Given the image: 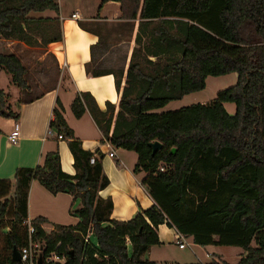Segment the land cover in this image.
I'll use <instances>...</instances> for the list:
<instances>
[{"label":"trees","instance_id":"1","mask_svg":"<svg viewBox=\"0 0 264 264\" xmlns=\"http://www.w3.org/2000/svg\"><path fill=\"white\" fill-rule=\"evenodd\" d=\"M102 2L120 3L121 20L139 22L138 48L126 69L87 66L94 77L114 76L119 111L108 104V112L102 113L87 94L77 96L72 111L81 119L87 106L106 140L138 155L135 173L146 174L142 185L155 205L128 222L111 219L113 202L99 195L110 184L104 156L90 163L99 151L83 149L58 101L49 129L68 142L77 174L63 172L55 150L36 168L16 171L13 199L8 198L12 182L0 179V264H23L13 261L12 254L29 245L26 222L33 181L52 195L70 194L81 202L73 212L80 219L76 226L46 233L45 219L31 222L43 264L51 255L64 257V264H176L143 260L161 245V225L203 248L243 249L237 264H264V0ZM47 11L59 16L58 1L0 0V40L30 47L62 41L59 17L30 16ZM0 68L14 85L28 90V69L17 56L0 54ZM230 74L238 76L237 84L210 104L157 113L204 91L208 77ZM225 104L235 105L233 116ZM0 117L18 119L1 89ZM156 141L164 148L154 155L149 145Z\"/></svg>","mask_w":264,"mask_h":264},{"label":"crops","instance_id":"2","mask_svg":"<svg viewBox=\"0 0 264 264\" xmlns=\"http://www.w3.org/2000/svg\"><path fill=\"white\" fill-rule=\"evenodd\" d=\"M57 1L60 5L59 16L52 11L30 16L51 19L59 17L63 33L62 41L47 47H30L19 41L0 40V54L17 56L28 69L29 86L28 90H21L13 84L11 75L0 68V89L6 92L12 112L18 115L17 120L0 117L12 123L7 130L0 122V179L12 182L13 188L8 198L13 199L16 171L21 168H36L42 163L44 156L55 150L59 151L63 172L70 176L77 174L68 142L59 140L57 135L49 133L54 110L60 101L64 108V119L74 131L75 137L82 142L83 149L91 152L99 151L96 154L97 159L100 154L104 156L101 162L110 184L99 195L103 199L112 200L114 208L111 219L128 222L155 205L142 185L146 174L135 173L138 155L135 152L115 148L106 140L87 106L86 113L81 119H77L72 111L73 102L82 94L90 95L102 113L108 112V104L115 106L119 111V94L114 76L94 77L88 74L87 66L90 65V70H114L103 67L100 62L104 58L114 59L118 56L116 53L120 52L118 49L109 48L110 41L104 42L98 27L123 22L121 4L118 2L104 4L102 0ZM75 13H78L79 19L72 18ZM124 46L125 42H122L117 48L125 49ZM131 46L132 52L134 47H138L135 39ZM12 96L28 99L18 100L14 108L11 102ZM89 101L92 102L91 99ZM16 124L20 127V139L17 144L12 145L7 138L15 130ZM110 153H114L115 156L111 157ZM80 207V200H75L72 195H52L40 182L33 181L28 196L27 221L31 223L37 219H45L46 223L42 228L46 233H51L58 226H76L80 219L73 212ZM157 233L161 241V245L157 246L159 248L166 245L164 242L166 235L174 234L175 246H178L177 239L182 236L176 229L167 225L159 226ZM184 238L193 242L192 238ZM206 248L208 252L205 258L202 255L200 257L197 250H193L196 258L193 260L180 259L176 255L170 260H156L151 258V248L143 260L176 264L222 262L219 254L214 252L218 247ZM186 249L179 248V251L184 252Z\"/></svg>","mask_w":264,"mask_h":264},{"label":"rangeland","instance_id":"3","mask_svg":"<svg viewBox=\"0 0 264 264\" xmlns=\"http://www.w3.org/2000/svg\"><path fill=\"white\" fill-rule=\"evenodd\" d=\"M138 28H139V22L136 21H123L120 23L107 24L104 27L103 26L98 27V30L100 31L104 42L106 43L110 41L109 48L118 49L119 50L118 52H120V53H116V55L118 56L114 57V59L104 58V60L100 62L103 67H110L111 69H114L113 71L126 69L128 67L133 54L132 52L133 47L131 45H133L134 39L136 42ZM122 42H125L124 47L126 48L125 49L117 48L119 44ZM136 48L134 47V49ZM237 80H238V76L236 74H230L222 77H208L207 87L204 91L189 95L181 101L171 102L165 108L158 110L157 113L177 111L196 104H210L211 102L216 100L219 92L229 89L234 85H236ZM13 91L11 90V92ZM25 99L28 98L12 96L11 102L13 104V107L14 108L16 107L15 104L17 103L18 100H25ZM226 111L228 112L229 115L233 116L236 112L235 105L227 104ZM0 122H2L4 126H6L7 130H9V128L12 126L11 121L7 119L0 118ZM164 239H165L164 242L166 244L164 247L162 248H159L157 246L152 247L151 258L156 260H170L172 256L176 255L180 259L193 260L196 259L193 254V250H197L199 252L200 257L202 255V257L204 258L206 252H208V248H203L200 246L196 248V246L190 240H186V242L189 244L187 246L186 251L180 252L178 246H175L173 233H170V235H166ZM253 245L255 246V244ZM214 252L219 254L220 256L219 259L222 260V262H227L229 264H237L241 258V255L244 254V250L238 247H218L214 249Z\"/></svg>","mask_w":264,"mask_h":264},{"label":"built area","instance_id":"4","mask_svg":"<svg viewBox=\"0 0 264 264\" xmlns=\"http://www.w3.org/2000/svg\"><path fill=\"white\" fill-rule=\"evenodd\" d=\"M72 18L73 19H79L78 13H75L74 15H72ZM49 133L51 134V131ZM57 137L60 140L63 138L61 135H58ZM7 139H8V142L12 145H15L18 143V141L20 139V127L18 124H16L15 130L12 132V134L10 136H8ZM110 156L114 157L115 154L110 153ZM96 159H97V156H94L91 159L90 163L92 165L95 164ZM162 171H163V169H162ZM26 223L29 227V230H28L29 245L27 247L23 248L21 251L22 262H23V264H38V260L41 258L42 248H41L40 243L34 242V240H33V236L35 235L34 226L31 223H29L28 221ZM177 244H178L180 249H185L188 246V243L186 242L184 236H180L177 239ZM46 263L47 264H55V263L64 264L65 258L57 256V255H51L46 259Z\"/></svg>","mask_w":264,"mask_h":264},{"label":"water","instance_id":"5","mask_svg":"<svg viewBox=\"0 0 264 264\" xmlns=\"http://www.w3.org/2000/svg\"><path fill=\"white\" fill-rule=\"evenodd\" d=\"M149 146L152 148L154 155L156 153L160 152L161 150H163V148H164L163 144L160 143L159 141L150 143ZM171 152H172V154H175L177 152V149H173ZM12 258H13V261H15V262H21L22 261L21 253L18 251L17 248H15L13 250ZM38 264H43L42 257L38 260Z\"/></svg>","mask_w":264,"mask_h":264}]
</instances>
